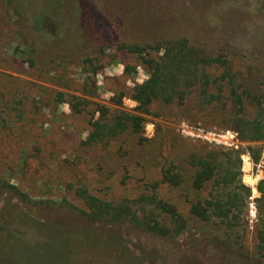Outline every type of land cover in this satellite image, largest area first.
I'll return each instance as SVG.
<instances>
[{"label":"rangeland","instance_id":"rangeland-1","mask_svg":"<svg viewBox=\"0 0 264 264\" xmlns=\"http://www.w3.org/2000/svg\"><path fill=\"white\" fill-rule=\"evenodd\" d=\"M23 3L54 18L38 24L35 16L26 28L13 1L0 0V264H223L216 238L241 250L240 264H264L256 239L264 140L240 139L227 88H237L244 117L254 118L255 102L264 104V0H72L65 33L54 22L70 1ZM34 31L67 41V50L33 48ZM182 39L228 63L226 72L205 69L204 91L216 101L206 105L191 80L181 104L154 102L150 115L140 114L129 96L149 78L145 61L164 57L147 47ZM116 111L144 119L142 134L128 129L86 144L93 124L111 123ZM248 148L261 151L256 165ZM228 152L241 154L240 180L251 190L230 229L195 216L216 188L192 185L198 159ZM163 167L178 176L177 186L161 184ZM153 197L183 219L180 234L133 224L156 220ZM93 203L111 205L112 217L92 220Z\"/></svg>","mask_w":264,"mask_h":264},{"label":"trees","instance_id":"trees-1","mask_svg":"<svg viewBox=\"0 0 264 264\" xmlns=\"http://www.w3.org/2000/svg\"><path fill=\"white\" fill-rule=\"evenodd\" d=\"M12 1L13 11L16 17L26 25V28L31 27L35 16H37L35 23L38 22V24L45 22V19L51 20L54 18L51 13L46 14L43 11L31 13L25 10L23 7V0ZM67 1H70L69 8L61 6L59 9H65L64 15L63 12H59V21L54 20V23L57 25V32H63L65 30L64 25L67 23L66 14L69 9L72 10L75 6L74 3H71L72 0ZM34 35H36V39L33 48L52 50L56 46H59L58 50H67L65 46L69 43L63 39L57 41L56 38H47L43 34L36 33L35 31ZM164 43V47L159 44L154 47H147L148 49L156 50L155 52L163 50L164 57L160 59V62L154 60L145 61L149 78L141 86L135 87L129 96L130 100L136 103L137 111L142 115H150V108L154 102H160L166 106L173 103L181 104L185 91L190 88L191 80L192 85H197L201 90L200 95L202 101L205 102L206 105L213 104L217 98L213 95H208L207 92L204 91L206 89L202 84L203 77H205V69L217 66L222 68L223 72H226L228 63L225 59L222 56L208 57L201 50L190 46L189 42L185 39L176 41L170 40ZM135 50L136 48L128 49V52L134 53ZM228 85L230 87H227L229 90L230 105L240 139L245 142L263 141L264 104L256 101L255 106L257 112L254 118L246 119L244 117L245 105L243 97L231 83ZM123 98V94L118 96V105L121 104V99ZM116 113L114 119L110 120L111 123H101V120H97L93 124V129L87 137L86 144L90 145L102 142L105 138L120 136L128 129H131L135 134H142V124L145 122L144 119L136 116H128L118 111H116ZM155 128L159 129V126L155 125ZM260 152L261 151L257 148L247 149V154L255 165L259 161ZM218 155L219 157L217 159L220 160V163H217V159H211L209 157L200 158L195 163L197 171L192 182L194 189L201 190L208 186V183H212V186L216 188V198L206 205V209L208 208L211 214L207 213V211H205L206 209L199 212L196 207L193 213L197 218L204 221L215 218L216 221H220L227 229H230L232 224H237L239 222L240 217L235 213V210H238V207L241 206L246 199L248 200L251 197V190L245 187L240 180L241 154L238 152H228L219 153ZM161 176V184L178 185V176L172 174L169 169L163 167ZM223 190H227L228 193L224 194ZM256 192L260 195V199L256 201L259 222L256 228V239L264 250V179L258 182ZM150 202L149 206L153 205L152 214H154L156 220H147L148 222H146L133 219L132 222L136 227L164 237H172L183 231L185 223L175 210L166 207L161 201L156 202L154 197L150 199ZM102 208H107L106 212L103 213ZM128 208L129 207L125 205V211H128L126 215L130 212ZM109 211H111V205L93 203L89 217L97 222H106V216H109V218L112 217ZM113 220L116 219L113 217ZM168 220L170 221L169 223H167ZM231 245L232 244H229L227 239L223 240L216 238V250H219L218 255L222 257L221 260H223V262L226 260L224 262L225 264H240L242 252L239 248L234 251L230 250V248H232ZM19 246L18 244V247ZM222 248L225 251H223ZM16 252L18 255L20 254L26 258H30L28 254H26L27 251L26 253H22L20 250Z\"/></svg>","mask_w":264,"mask_h":264},{"label":"built area","instance_id":"built-area-1","mask_svg":"<svg viewBox=\"0 0 264 264\" xmlns=\"http://www.w3.org/2000/svg\"><path fill=\"white\" fill-rule=\"evenodd\" d=\"M262 158H263V160L262 161H260V163L258 164V165H256V168H258L259 170V172H260V168L262 169L263 167H264V150L262 151ZM262 173V172H261ZM249 199H251V197L249 198Z\"/></svg>","mask_w":264,"mask_h":264},{"label":"bare ground","instance_id":"bare-ground-1","mask_svg":"<svg viewBox=\"0 0 264 264\" xmlns=\"http://www.w3.org/2000/svg\"><path fill=\"white\" fill-rule=\"evenodd\" d=\"M244 158H245V157H244ZM244 166H245L244 171H245V172H248V171H249V168H250V165H249V163H248V161H247V158H246V160L244 161ZM247 181H250V180L247 179Z\"/></svg>","mask_w":264,"mask_h":264}]
</instances>
